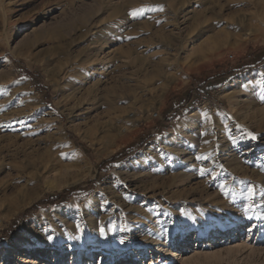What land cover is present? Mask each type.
Wrapping results in <instances>:
<instances>
[{
	"label": "rangeland",
	"instance_id": "rangeland-1",
	"mask_svg": "<svg viewBox=\"0 0 264 264\" xmlns=\"http://www.w3.org/2000/svg\"><path fill=\"white\" fill-rule=\"evenodd\" d=\"M259 212L264 0H0V264H264Z\"/></svg>",
	"mask_w": 264,
	"mask_h": 264
},
{
	"label": "bare ground",
	"instance_id": "bare-ground-1",
	"mask_svg": "<svg viewBox=\"0 0 264 264\" xmlns=\"http://www.w3.org/2000/svg\"><path fill=\"white\" fill-rule=\"evenodd\" d=\"M126 129H128L127 127L126 128H124L123 129V131H126ZM127 132V131H126ZM259 214H260V212L259 213H257V215L259 216ZM245 219H244V217L243 216H239L238 217V219H237V222H238V225L240 226V229H243V226L241 225L242 224V222L244 221ZM261 221L259 222L258 221V223H261V222H264V219H260ZM235 221V220H234ZM256 225H257V222H255L254 224H252V225H250V227H251V229L249 230V231H254V229H255V227H256ZM239 226H236V227H233V228H231L230 229V235H232L233 234V230L236 228V229H238V227ZM262 228H264V225L262 226ZM237 231H240L239 229L237 230ZM188 231L186 230L185 232L183 231L182 232V234H181V238H185L186 237V233H187ZM183 235V236H182ZM202 235H203V233H202ZM171 238V233L168 235V239H170ZM216 238V235H214L213 236V239H215ZM86 239V238H85ZM83 240H84V238H82V242H83ZM62 239H58V243H60L59 244V247H60V251L63 253L65 250L63 249V244H62ZM93 243H94V241H92ZM44 243V245H45V247H46V242H43ZM27 244V243H26ZM75 245H77L78 246V248H79V252L77 253V252H73V258H72V262H73V264H77L80 260H81V258H82V256H84V255H86V257H87V259L88 260H91L93 257H95V254H94V252H93V250L92 249H86V250H81V246H82V243L81 242H76L75 243ZM150 246H149V249H147V251H146V253H148V252H150L154 247H157V246H159V249L161 248V246L163 245L162 244V240L161 239H156V240H154L153 242H151L150 244H149ZM27 251H30V250H35L38 246H35L34 244L32 245V244H28L27 246ZM18 248V247H17ZM16 248V249H17ZM37 255H40V250L37 248ZM172 257H175L174 255H172V251L171 250H168L167 251ZM7 252H5V254H6ZM58 253H59V251H55V253H53L54 254V258L56 259V261H58L57 260V255H58ZM153 253V252H152ZM141 254H144L145 255V252L144 251H142V252H140V255ZM45 256V255H44ZM136 258V257H135ZM135 258L133 259V260H135ZM83 259V258H82ZM134 262V261H133ZM33 264H42V262H36V261H34L33 262Z\"/></svg>",
	"mask_w": 264,
	"mask_h": 264
},
{
	"label": "snow or ice",
	"instance_id": "snow-or-ice-1",
	"mask_svg": "<svg viewBox=\"0 0 264 264\" xmlns=\"http://www.w3.org/2000/svg\"><path fill=\"white\" fill-rule=\"evenodd\" d=\"M159 10H160V11H163V8H160ZM141 11H142V10H141ZM138 14H139V13H138L136 10H133V11L130 13V15H131L133 18L137 17ZM128 39H132V37H128ZM202 116L205 117V118H209V114H208L206 111L202 113ZM247 136L250 137V138L253 139V140L257 139V137H256L253 133H251V132L247 133ZM197 159H201V160H203V159H207V157L200 156V157H197ZM206 174H208V173H206L203 169H201V175H206ZM219 187H220L221 191H224L225 194H227V190H226L224 184H220ZM253 196H254V194H253V190H252L251 187H249V188L247 189V197H248L249 200H251V199H253ZM254 218H257V217H248V219H254ZM258 218H260V219H264V213H260L259 216H258Z\"/></svg>",
	"mask_w": 264,
	"mask_h": 264
},
{
	"label": "trees",
	"instance_id": "trees-1",
	"mask_svg": "<svg viewBox=\"0 0 264 264\" xmlns=\"http://www.w3.org/2000/svg\"><path fill=\"white\" fill-rule=\"evenodd\" d=\"M113 160H115V159L113 158V159H111V160H107V163H109V162H111V161H113ZM70 191H71V190H69V191H65L64 193H66V194H67V192H70ZM64 193H61V194H56V195H55V197L61 198V197H62V195H63Z\"/></svg>",
	"mask_w": 264,
	"mask_h": 264
}]
</instances>
